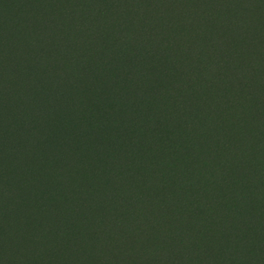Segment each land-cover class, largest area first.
Returning a JSON list of instances; mask_svg holds the SVG:
<instances>
[{"label": "rangeland", "instance_id": "rangeland-1", "mask_svg": "<svg viewBox=\"0 0 264 264\" xmlns=\"http://www.w3.org/2000/svg\"><path fill=\"white\" fill-rule=\"evenodd\" d=\"M263 34L264 0H0V264H231Z\"/></svg>", "mask_w": 264, "mask_h": 264}, {"label": "trees", "instance_id": "trees-1", "mask_svg": "<svg viewBox=\"0 0 264 264\" xmlns=\"http://www.w3.org/2000/svg\"><path fill=\"white\" fill-rule=\"evenodd\" d=\"M232 25H233L232 22L228 23L229 27H231ZM237 33L239 34V31H237ZM263 36H264V34H263ZM231 37H232V39H235V40H238L240 37L242 39H244L243 35H241V34H239V36L236 34H232ZM235 43H237V42H235ZM240 49L242 51L245 48L242 47ZM263 49H264V42L260 45V47L258 49V51L261 50L260 55L262 54ZM126 51H124V53ZM193 124L198 125L196 122H192V125ZM165 127H168V126H164L163 128H159L156 133L157 134L161 133L162 137H163V135H167L166 137H169L171 135L173 136V133L169 132L167 130V128H165ZM172 136H171V140L173 139ZM258 141L260 142V140H258ZM162 149H163V153L167 152V149L165 147H163ZM182 161H184V159ZM258 161L259 160L254 161L255 165L257 164L254 169H257L256 167H258V164L259 165L264 164V159H262L260 163H258ZM224 163H225V167L229 166L227 161H225ZM241 168H244L243 165ZM262 175H264V174H262ZM252 180H253V183H255L257 181L258 182L261 181L260 178H258V177L256 180L255 174L253 175ZM172 186H173V184H172ZM248 187H250V186H248ZM176 188H178L179 191L183 190V186L180 184H178V187H176ZM262 196L263 197H262V199H260L259 203L253 204L252 198L254 196L251 192L246 191V192L240 193L238 190L233 192V198L238 200L239 203L241 204V206H243V208L250 209L247 213H246V211H242L243 215H242L241 221H243V222L241 223L240 226L248 227L247 223H251L252 229L247 228L248 230L244 232L246 234L243 235L242 237H240V239H238L236 242L235 241H229L224 246V248L222 250V251H224V253L222 252L224 256H222L221 258L222 259L233 258V260H231L232 261L231 264H264V190L263 189H262ZM161 200H163V198ZM187 201L191 203V198L189 197V198L185 199L184 203L181 204L179 207L173 208L171 206L168 209V211L170 213L173 212L174 214H178L179 216H181L183 211L185 212V214H186L184 216L185 218L182 219L181 217H178L179 220L182 222L178 227H176V230L178 232H181V233L185 232L183 227H186L188 225V222H193V223L195 222V217H196V215L190 209L191 204L184 206V204H186ZM199 201H201V200H199ZM196 202H198V201H196ZM219 212H220V210L217 212H215V211L212 212V213L216 214L214 216V218L217 217L218 220H223V218L220 217L222 214H220ZM245 213H246V215H245ZM232 219H236V218H232ZM214 220L215 219H213V221ZM195 240L197 242L195 245V251L200 252L202 254H205L203 252H205L204 249L206 247V243L201 244V242L198 241L196 238H195ZM258 261H260V262L258 263Z\"/></svg>", "mask_w": 264, "mask_h": 264}]
</instances>
